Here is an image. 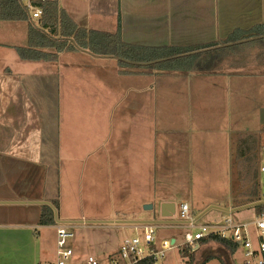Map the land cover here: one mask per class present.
<instances>
[{"label": "rangeland", "instance_id": "1", "mask_svg": "<svg viewBox=\"0 0 264 264\" xmlns=\"http://www.w3.org/2000/svg\"><path fill=\"white\" fill-rule=\"evenodd\" d=\"M58 1L59 5L61 3L68 10H73V7L84 8L83 0ZM261 44L262 42L255 41L238 46L237 49L240 50L236 55H229L233 69L227 67L222 70L231 75L233 72V75L220 76L218 84L210 82L215 76L197 74L185 78L161 74L136 81L134 78L119 76L118 60L82 54L87 55V61L93 64L91 68L96 83L106 86V73L111 79L115 75L119 78L105 82L122 85V104H116L112 112L111 117H118L116 126L111 122L112 118L108 121V118L103 116L88 128L87 117L81 115L82 119H77L74 128L71 127L73 129L69 131L70 134H90V131H94L98 137L94 143L91 139L86 140L84 149L92 145L95 149L103 146L104 155H100L101 152L96 153L77 171L64 169L60 179L63 204L59 218H75L84 214L111 219L124 216L123 218H139L141 221L156 218L155 221H160L157 207L145 209V205L141 207L134 203L122 204V192L127 194L128 191L130 195H135L130 193L131 187L141 181L136 177V174L141 173L126 170L131 165L127 166L124 158L132 152L146 157L151 152L153 156L158 153L157 157L161 156V161H165L166 157L163 156L169 154V164L163 166L164 170L153 172L151 179L162 191L186 192L187 195H176L178 200L189 197L196 210L208 200L217 197L224 200L229 195V190L230 194L234 192L236 195L234 190L242 187V191L250 193L256 184L262 183V178L257 173L258 166L264 159V65L259 66L264 62V55L259 56L264 51V45ZM230 60L228 64H231ZM197 79L204 82L196 83ZM247 136H255L258 139L253 161L249 158L244 160L238 155L237 143ZM201 145L203 147L199 149ZM226 151L227 155H222V152ZM229 154L231 159L228 168L226 158ZM204 156L209 158L205 159ZM97 160L101 163L99 168L96 167ZM119 160H122V164ZM119 165H122V171L114 172V168ZM70 166L76 169L78 165L69 164L68 168ZM92 167L98 172L90 171ZM145 174L147 175H142ZM262 193L264 194V188ZM177 206L179 211L178 201ZM229 206V209H236L233 201ZM256 214L253 208L232 214L209 212L198 218L196 225L219 223L227 218L237 223H253ZM179 218L177 212L171 221H178ZM3 224L8 225L4 230L6 232L0 231V264H56L57 249L56 245L54 247L53 237V241L48 238L45 242L42 238L40 244L32 242L28 246L26 233L18 237L9 234L16 226L10 224H22L21 221L14 220L13 223ZM68 226L74 234V238L68 242L73 250L70 264H85L88 257H94L101 264H105L110 255L118 254L125 240L136 236L143 237L145 225L85 223ZM153 226L157 248L163 240H171L174 237L178 241L176 247L161 261L162 264H188L189 258L182 256L183 249L189 250L188 254L193 255L189 264H201L208 256L226 260L227 255L231 257L232 264L240 263L241 251L234 255L230 250L212 241L200 243L193 251L184 239L187 232H195L193 228L181 230L183 226L176 223ZM29 231L32 232V238L36 237L33 233L35 230ZM42 231L44 234L45 231ZM251 231L254 232V228H251ZM207 264H221V261L213 259Z\"/></svg>", "mask_w": 264, "mask_h": 264}, {"label": "crops", "instance_id": "2", "mask_svg": "<svg viewBox=\"0 0 264 264\" xmlns=\"http://www.w3.org/2000/svg\"><path fill=\"white\" fill-rule=\"evenodd\" d=\"M83 2V9L73 7V10H68L61 3L60 6L78 26L86 29L114 34L120 23L122 40L127 44L138 46L207 44L220 46L238 30L247 31L257 25H264V0H83ZM27 44L28 25L25 22L0 20V231L6 230L8 225L3 223L21 221L22 224H10L16 226L13 227L14 230L9 231L11 232L9 234L18 237L26 233L28 246L32 242L40 244L42 238L45 242L48 238L49 241L54 239V247L56 245L57 249L56 225H39L43 206H49L54 210L57 224L109 221L114 225L130 226L123 222H141L139 218L122 216L111 219L89 217L84 214L75 218L62 220L59 218L63 204L60 181L62 172L70 168V171H77L96 153L101 152L102 155L104 149L103 146L95 149L93 145L84 149L86 140L91 139L94 143L98 137L94 131H90L92 135L87 132L70 134L69 131H72L77 119H82L81 115L87 117L88 128L103 116H106L108 121L112 118L111 122L116 126L118 117L111 116L116 104H122V85L105 82L119 79L115 73L113 79L106 73L104 78L106 86L96 83L91 68L93 64L87 61L85 57L87 55H82L86 52L62 53L54 62L23 61L17 49L24 48ZM118 74L124 77L120 74V70ZM193 74L197 73L168 75L185 78ZM232 75L229 72L212 74L209 76L215 77L211 78L210 82L218 84L220 76ZM125 76L140 81L144 77L153 78L157 75ZM195 82L204 81L197 79ZM110 137L111 135L109 139ZM202 147L203 145L199 149ZM157 154L153 156L151 152L146 157L138 152H132L124 158L127 166L131 165L126 170L141 173V175L136 174L141 181L131 187L130 193L135 195H130L128 191L127 194L122 192V204L134 203L141 207L152 205L153 209L157 207L160 221H165L161 216V206L165 203H175L177 206L178 201L179 206L181 203L188 204L190 213L195 219L212 206L229 209L233 201V193L230 194V190L224 200L217 197L203 203L197 208L199 212L191 204L189 197L178 200L176 195H187L186 192L162 191L152 181L151 175L156 170L165 169L163 166L169 164V154L166 152L167 155L163 156L166 157L165 161H161V156L157 157ZM223 154L226 156L227 151L222 152ZM204 158L209 157L204 156ZM230 159L229 154L226 158L228 168ZM97 162L96 167L99 168L101 163L99 160ZM119 162L122 164V160ZM74 163L78 165L76 169L72 166L68 168L69 164ZM114 170V172L122 171V165ZM90 171L98 172L93 167ZM143 173L147 175H142ZM147 178L149 181H146ZM54 203L58 204V211L53 206ZM209 212L225 213L211 209L205 214ZM153 219L149 221L156 220ZM23 220L29 222L24 223ZM174 223L182 225L181 230L188 229L187 222L179 219ZM32 229L35 230L33 233L36 236L33 238L32 232L29 231ZM42 230L45 231L44 234ZM170 241L178 243L174 237Z\"/></svg>", "mask_w": 264, "mask_h": 264}, {"label": "trees", "instance_id": "3", "mask_svg": "<svg viewBox=\"0 0 264 264\" xmlns=\"http://www.w3.org/2000/svg\"><path fill=\"white\" fill-rule=\"evenodd\" d=\"M42 8L44 9L43 16L38 21H33L25 5L20 0H0L1 21L25 22L28 25V44L24 48L17 49L23 61L54 62L58 60L62 53L81 51L95 57L118 60L120 74L124 76L173 73L212 75L222 72L224 68L234 67L229 55H236V52L240 50L237 49L238 46L255 41H260L262 42L261 45H264V25H257L247 31L238 30L234 32L222 43V45H233L224 48H216L219 44L168 47L131 45L122 40L120 23L117 32L114 34L90 30L78 26L59 5L58 0L45 3ZM260 55L263 57L264 51ZM228 59L231 64H228ZM257 144L258 139L255 136H247L245 139L240 140L237 143L240 158L244 160L249 158L250 161H253L256 156L255 148ZM262 190L263 186L260 182L254 186L250 193L242 191V187L234 190L236 193L235 195L233 192L234 207L261 203L253 209L256 210V215L264 213ZM53 206L58 211V204L54 203ZM42 208L39 225H57L54 210L49 206H43ZM210 241L222 245L234 255L238 253L236 244L219 236L201 241V244ZM188 252L189 250H182V256L185 259L189 258V264L193 260V255H189ZM226 258V260H222L219 257L216 258V256H208L201 261V264H207L213 259H219L221 264H232L231 257L227 255ZM139 264H154V262L144 260Z\"/></svg>", "mask_w": 264, "mask_h": 264}, {"label": "built area", "instance_id": "4", "mask_svg": "<svg viewBox=\"0 0 264 264\" xmlns=\"http://www.w3.org/2000/svg\"><path fill=\"white\" fill-rule=\"evenodd\" d=\"M26 7L31 19L38 21L44 13L42 5L55 0H20ZM264 156V147H263ZM262 178L261 185L264 188V159L258 168ZM264 199V194H263ZM179 219L187 222V227L195 229L194 233L185 234V243L193 249H197L206 239L219 236L230 240L241 251L239 264H264V213L257 215L253 223H237L230 218L223 219L219 223L202 224L197 226L196 219L191 216L190 207L186 203L179 206ZM57 235V259L56 264H70L73 250L68 242L74 238L71 228L67 224L56 225ZM254 228V232L251 231ZM143 237L136 236L125 240L120 246L118 254L110 255L105 264H139L144 260H152L154 264H162L166 254L176 244L165 240L156 247L155 228L153 225L143 226ZM85 264H101L96 258L88 257Z\"/></svg>", "mask_w": 264, "mask_h": 264}, {"label": "water", "instance_id": "5", "mask_svg": "<svg viewBox=\"0 0 264 264\" xmlns=\"http://www.w3.org/2000/svg\"><path fill=\"white\" fill-rule=\"evenodd\" d=\"M246 42V41H244ZM240 44V43H238ZM233 44H229V45H220L216 48H224V47H227V46H232ZM261 203H254V204H249V205H245V206H242V207H238L236 209H222V208H219V207H216V206H212V207H209L206 211H204L202 213L205 214L207 211L211 210V209H218V210H221L227 214H232V213H235V212H238V211H241V210H245V209H249V208H255L257 205H259ZM153 206L152 205H145V209H152ZM177 214V206L175 203H165L161 206V216L163 219H165V221H141V222H123L125 224H130V225H156V224H171V223H174V221H171L172 218H174V216H176ZM201 215V216H202ZM201 216H199L198 218H200ZM197 218V219H198ZM196 219V220H197ZM84 222H81L79 224H82ZM86 224H94V225H105V224H112V222H109V221H88V222H85ZM119 224H122V222H117ZM174 244V241L172 242Z\"/></svg>", "mask_w": 264, "mask_h": 264}]
</instances>
